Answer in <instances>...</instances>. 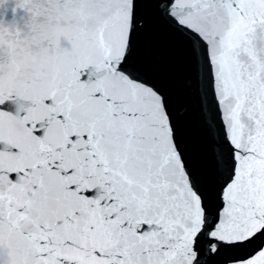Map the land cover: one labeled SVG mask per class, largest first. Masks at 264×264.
Segmentation results:
<instances>
[{
    "label": "snow or ice",
    "instance_id": "obj_1",
    "mask_svg": "<svg viewBox=\"0 0 264 264\" xmlns=\"http://www.w3.org/2000/svg\"><path fill=\"white\" fill-rule=\"evenodd\" d=\"M264 264V0H0V264Z\"/></svg>",
    "mask_w": 264,
    "mask_h": 264
}]
</instances>
